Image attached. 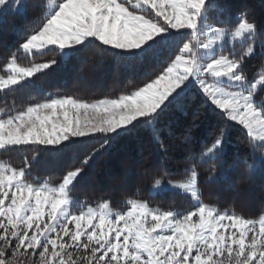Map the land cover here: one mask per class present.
Instances as JSON below:
<instances>
[{"label": "snow or ice", "instance_id": "obj_1", "mask_svg": "<svg viewBox=\"0 0 264 264\" xmlns=\"http://www.w3.org/2000/svg\"><path fill=\"white\" fill-rule=\"evenodd\" d=\"M216 7L214 0H51L19 50L31 55L54 47L59 61L21 66L13 54L0 90L79 60L89 44L112 50L128 65L156 67L142 86L116 98L63 95L15 115L0 109V149L32 144L72 158L85 149L81 166L68 168L55 185L30 183L24 168L0 163V264H264V216L248 219L201 202L195 167L186 179L167 181L195 202L184 214L137 199L127 200L126 211H114L108 201L72 211L71 191L96 154L141 127L158 141L161 117L170 109L187 115L197 100L226 127L239 125L264 151V100H256L264 74L250 82L242 68L255 49L249 44L238 57L217 52L226 39L247 41L257 24L240 13L231 31L209 25ZM20 8L19 0H0V18ZM186 32L191 38L185 42ZM226 127L206 156L223 151ZM97 139L99 148L87 147ZM216 179L212 174L206 182ZM164 184L157 178L152 188Z\"/></svg>", "mask_w": 264, "mask_h": 264}, {"label": "trees", "instance_id": "obj_2", "mask_svg": "<svg viewBox=\"0 0 264 264\" xmlns=\"http://www.w3.org/2000/svg\"><path fill=\"white\" fill-rule=\"evenodd\" d=\"M217 7L210 11L207 23L233 29L235 17L245 13L257 24L255 52L246 57L242 66L250 82L264 74V7L258 0H214ZM48 0H23V11L9 10L0 18V75H7L4 66L14 54L21 66H31L60 57L55 48L32 55L19 50L23 38L40 26L48 13ZM186 33L185 42L190 39ZM249 42L229 46L224 54L243 55ZM155 64H137L118 61L112 50L89 44L79 60L67 65L53 66L35 75L30 82L0 91V109L9 115L35 103L51 98L72 95L94 101L116 98L138 86L155 71ZM258 102L264 100V87L256 93ZM163 129L160 138L154 139L145 128L118 137L110 147L101 150L86 165L82 178L71 191L72 199L83 203L84 209L108 201L114 211H126L127 200L144 201L161 211L172 210L184 214L194 210L189 196L169 190L153 192L155 179L177 182L186 179L192 167L198 172L201 202L221 211L235 212L248 219L264 216V160L257 163L262 150L240 126L226 127L221 116L200 104L191 103L187 115L169 110L161 117ZM222 127H226L222 152L206 156ZM87 139V138H85ZM100 140H92L88 148H99ZM84 150L72 158L40 145L10 147L0 151V162L17 169H25V179L30 183L55 185L70 167L81 166ZM248 164H253L249 170ZM212 174L216 180L207 181ZM226 176V180L219 179Z\"/></svg>", "mask_w": 264, "mask_h": 264}, {"label": "rangeland", "instance_id": "obj_3", "mask_svg": "<svg viewBox=\"0 0 264 264\" xmlns=\"http://www.w3.org/2000/svg\"><path fill=\"white\" fill-rule=\"evenodd\" d=\"M19 2L21 3V8H20V10L19 11H15V12H22L23 11V0H19ZM258 2L261 4V6H263L264 7V0H258ZM50 6H51V0H48V3H47V8H48V12L50 11ZM209 24V23H208ZM209 25H212V26H220V25H217V24H213V23H210ZM220 27H224V26H220ZM228 29V28H227ZM229 30V29H228ZM230 31V30H229ZM187 33V32H186ZM255 34V33H254ZM254 34H253V36L252 37H250L247 41H231L230 39H226L224 42H223V44L222 45H218L217 46V52H220L222 49H223V47L225 46V44L226 43H228L229 44V46H231V47H233V46H235L236 44L237 45H244V44H246L247 42H249V44H251L253 47H254V49H255V45H256V42H255V37H254ZM201 39H206V36H201ZM51 48H54V47H50L49 49H51ZM47 50V49H46ZM255 52V51H254ZM28 55H30V54H28ZM32 55V54H31ZM16 87V86H15ZM14 88V87H13ZM11 89V88H10ZM8 90V89H7ZM258 90H259V88H258ZM258 90H257V92H258ZM0 91H4V90H0ZM239 126V125H238ZM246 132V131H245ZM80 139H85V138H80ZM29 145H32V144H29ZM23 146H25V145H23ZM20 147V146H19ZM44 147V146H43ZM7 149V148H6ZM1 150H4V149H0V151ZM262 155H264V151L262 152ZM1 163V162H0ZM161 190H169V191H172V192H176V193H182L180 190H178V189H173V188H171V187H169V185L167 184V181H165V184H164V186H163V188L162 189H153V192H156V191H161ZM183 195H185V196H188V195H186V194H183ZM74 201V203H73V205H72V211L73 212H79V211H81L82 209L83 210H86V208L84 209V205H83V203H77L75 200H73ZM194 202V201H193ZM194 204H195V202H194ZM69 227L71 228V227H73V225H69Z\"/></svg>", "mask_w": 264, "mask_h": 264}]
</instances>
